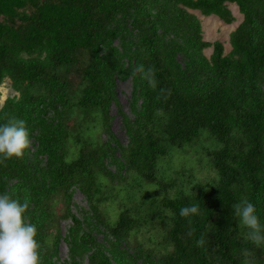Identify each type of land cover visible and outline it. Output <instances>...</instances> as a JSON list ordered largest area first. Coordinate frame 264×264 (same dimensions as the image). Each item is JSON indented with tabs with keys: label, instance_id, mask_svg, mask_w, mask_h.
Returning <instances> with one entry per match:
<instances>
[{
	"label": "trees",
	"instance_id": "16d2710c",
	"mask_svg": "<svg viewBox=\"0 0 264 264\" xmlns=\"http://www.w3.org/2000/svg\"><path fill=\"white\" fill-rule=\"evenodd\" d=\"M230 4L243 19L226 54L221 42L203 41L192 12L231 24ZM115 39L123 45L131 39L133 50L116 57ZM127 56L135 70L134 118L119 111L129 134L121 155L136 183L120 196L102 172V144L83 124L99 120L109 131ZM139 65L146 75L136 71ZM6 79L20 96L5 100L0 123L25 121L37 154L48 160L41 170L25 151L0 159V193L29 198L24 218L37 226L41 264H51L58 240L55 221L52 231L44 228L45 214L58 217L53 194L69 201L75 187L112 245L130 247L127 258L138 264H264V247L247 240L233 209L248 199L264 223V0H0V87ZM50 111L56 124L46 121ZM203 134L217 145L206 151L216 178L187 187L158 177L160 159ZM193 203L199 213L181 217L179 209ZM62 217L81 225L71 214ZM79 238L91 247V264H110L85 233Z\"/></svg>",
	"mask_w": 264,
	"mask_h": 264
},
{
	"label": "rangeland",
	"instance_id": "374dc122",
	"mask_svg": "<svg viewBox=\"0 0 264 264\" xmlns=\"http://www.w3.org/2000/svg\"><path fill=\"white\" fill-rule=\"evenodd\" d=\"M228 8L234 18L231 24H225L216 16L204 17L198 12H192L201 24L203 41L210 44L216 41L221 42L226 54L230 51V35L243 19L235 5L230 4ZM111 47L114 50L112 53L116 57L123 56L125 51L129 53V50H133V41L130 39L126 45H123L120 39H115ZM211 53L212 48L203 51L207 58L210 57ZM177 59L181 65H184L183 58L178 56ZM133 64L134 62L130 60L129 56L121 59V72L117 75L115 84L117 104L113 103L110 108L109 131H102L99 120H94V122L90 120L83 124L90 129V137H95L96 140H94L102 144V172L107 179L106 183L122 193L120 196L127 195L130 190L132 191L133 184L136 183L133 182V177L127 172L121 155V149L128 147L129 134L122 115L119 113L121 110L129 119L134 118L132 91L135 70ZM19 96L20 92L16 91L11 82L6 79L0 87V109L6 99L19 98ZM70 99L74 103L75 95L70 93ZM54 116L55 113L50 111L46 115V121L56 124L57 118ZM62 122L64 126H70L73 123L72 119H68L67 114H65ZM29 138L30 145L25 153L36 167L46 170L48 158L45 155L37 154L38 142L35 139V134H30ZM215 149H217V145L206 134H203L192 146H187L181 151L174 149L168 158L160 159L157 167L158 177L165 180L173 179L177 183L184 182L187 187H189V181L210 182L216 176L208 169L206 151ZM65 153L67 155V148L64 149ZM15 184L16 181H10L9 187H13ZM150 187L152 188V186L147 185L144 190L151 191ZM138 191L139 189H134L135 194H138ZM53 196L56 200L55 208L58 217L49 218L46 214L44 216L46 219L44 228H47L48 232L52 231V221H55L57 226L58 240L55 253L50 257L51 264H91L88 257L91 253V247L82 244L79 238L83 233L96 244L110 264H138L131 258H127L128 254L131 253L130 247L125 244H121L119 247L112 245L115 241L108 234L105 226L95 217L86 197L77 187L70 191L69 201H66L60 192L54 193ZM67 214L73 215L80 222V227H75L74 221L70 217H62Z\"/></svg>",
	"mask_w": 264,
	"mask_h": 264
},
{
	"label": "clouds",
	"instance_id": "9594fccd",
	"mask_svg": "<svg viewBox=\"0 0 264 264\" xmlns=\"http://www.w3.org/2000/svg\"><path fill=\"white\" fill-rule=\"evenodd\" d=\"M136 71L146 75L143 65H139ZM29 145L25 121L13 117L0 123V159L18 158ZM28 207V197L21 201L10 194L0 193V264H41L37 226L25 222L24 218ZM233 209L247 229V240L256 247H264V223H261L255 205L242 198ZM198 213L199 205L195 203L179 209L181 217L190 218Z\"/></svg>",
	"mask_w": 264,
	"mask_h": 264
}]
</instances>
